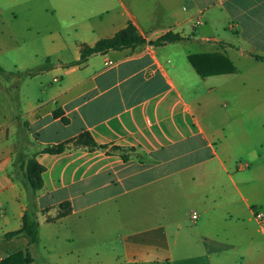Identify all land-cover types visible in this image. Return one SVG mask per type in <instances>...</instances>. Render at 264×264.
<instances>
[{
  "label": "crops",
  "instance_id": "1",
  "mask_svg": "<svg viewBox=\"0 0 264 264\" xmlns=\"http://www.w3.org/2000/svg\"><path fill=\"white\" fill-rule=\"evenodd\" d=\"M128 22L146 41L169 30L189 40L80 61L83 45ZM195 53H221L235 72L200 77ZM255 55L264 0H0V259L28 253L46 226V264H264L251 209L264 214ZM83 132L96 147L43 150ZM29 158L43 167L32 199L20 170ZM64 201L71 212L56 217ZM29 203L32 244L7 236Z\"/></svg>",
  "mask_w": 264,
  "mask_h": 264
},
{
  "label": "trees",
  "instance_id": "2",
  "mask_svg": "<svg viewBox=\"0 0 264 264\" xmlns=\"http://www.w3.org/2000/svg\"><path fill=\"white\" fill-rule=\"evenodd\" d=\"M186 40H189V38L169 30L160 34L155 39L146 41L137 28L131 22H128L123 29L118 30L112 36L101 38L92 46L83 45L81 48L80 61L84 62L93 53L105 52L108 50L133 48L145 43L160 46ZM254 57L257 60H264V56L255 55ZM188 61L200 77L235 72V67L230 60L221 53L190 54L188 55ZM53 116L59 117L63 123L67 122V119L63 116L62 110L59 108L53 111ZM70 142H73L74 145L87 146L89 148L97 146L92 138L87 133L83 132L78 137L63 144L47 146L43 150L49 153H57L63 150ZM20 170L29 189V198L32 199L42 186L41 172L43 171V167L34 158H29L25 164L20 165ZM58 208L59 210L56 217H63L71 212V206L68 201L60 203ZM38 227L39 223L35 212L31 210L29 203L26 213L22 216L21 228L18 231L8 233L7 236L10 237L18 233H23L28 238V243L32 244L37 238ZM31 261L32 259L28 253L18 250L0 259V264H29Z\"/></svg>",
  "mask_w": 264,
  "mask_h": 264
},
{
  "label": "rangeland",
  "instance_id": "3",
  "mask_svg": "<svg viewBox=\"0 0 264 264\" xmlns=\"http://www.w3.org/2000/svg\"><path fill=\"white\" fill-rule=\"evenodd\" d=\"M224 102H222L221 104H223ZM217 110H218V108H217ZM19 176V178L21 179V180H23L22 179V177L20 176V175H18ZM184 205L183 204H180V206H179V211H178V213H180V211L182 210V207H183ZM258 210H260V209H258ZM188 212H190V211H188ZM98 225H99V223H98ZM50 227V226H49ZM54 227V228H53ZM51 226L50 228L53 230V229H55V233H57V234H60L61 232H60V227H55V226ZM101 227H102V225H101ZM46 228V226H43V228L40 230V236H39V238H38V242L36 243V246H33V247H31V248H29L28 249V254H29V256L31 257V258H33V260H34V263L33 264H46V262H45V254H44V250H43V247H44V245H46L47 244V241H55L53 238H49L48 236H45L44 235V229ZM49 228V229H50ZM104 234H101V237L103 236ZM53 239V240H52ZM74 241H78L77 239L76 240H74ZM98 241H104L102 238H100ZM107 248L106 247H104V246H101L100 247V250H101V252L103 253L104 252V250H106ZM102 257V254H101V256H100V258ZM55 259V258H54ZM54 259H52V262L54 263L55 261H54Z\"/></svg>",
  "mask_w": 264,
  "mask_h": 264
},
{
  "label": "built area",
  "instance_id": "4",
  "mask_svg": "<svg viewBox=\"0 0 264 264\" xmlns=\"http://www.w3.org/2000/svg\"><path fill=\"white\" fill-rule=\"evenodd\" d=\"M197 24H199V20H196L194 23V25H197ZM251 209H252V214H253L254 219H256L258 222H261V223L264 222V214L261 211L257 210L256 208H251ZM195 216L196 214L195 212H193L191 217L195 218Z\"/></svg>",
  "mask_w": 264,
  "mask_h": 264
}]
</instances>
